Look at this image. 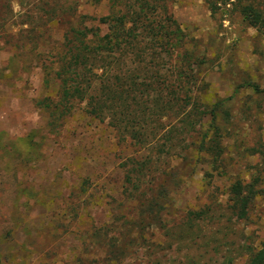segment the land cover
<instances>
[{"label": "trees", "instance_id": "trees-1", "mask_svg": "<svg viewBox=\"0 0 264 264\" xmlns=\"http://www.w3.org/2000/svg\"><path fill=\"white\" fill-rule=\"evenodd\" d=\"M203 2L213 19L219 16L222 22L236 13L264 36V0ZM172 4L107 0V11L99 17L60 9L62 39L45 43L48 53L39 60L45 87L57 84V93L35 104L47 113L51 133L83 104L88 115L105 122L118 142L132 149L120 163L121 194L130 211L116 217L121 223L110 229V237L103 228L107 261L129 264L126 257L142 249L150 264H238L242 257L244 264H264V241L254 245L235 229L250 218L253 200L262 191L261 171L248 179L230 177L226 205L213 201L170 211L173 190L198 165L208 167L206 176L228 177L224 140L233 136L235 126L233 97L209 95L206 76L214 60L208 48L201 50L189 38ZM28 34L37 46L46 30ZM240 87L264 94V87L251 81ZM179 169L185 171L179 174ZM150 226L158 240L145 235Z\"/></svg>", "mask_w": 264, "mask_h": 264}, {"label": "rangeland", "instance_id": "rangeland-1", "mask_svg": "<svg viewBox=\"0 0 264 264\" xmlns=\"http://www.w3.org/2000/svg\"><path fill=\"white\" fill-rule=\"evenodd\" d=\"M171 8L189 38L197 40L201 50L208 48L214 60L206 76L209 95L233 97L235 126L233 136L224 140L228 177L216 172L206 176L208 167L198 165L173 190L170 211L213 201L226 205L230 177L241 174L248 179L261 171L262 191L253 200L250 218L235 225L241 238L249 236L248 241L257 245L264 241V94L240 85L251 81L264 87V36L236 13L230 20L213 19L203 0H173ZM60 9L99 17L107 11V0H0V261L4 264L79 260L115 264L106 260L103 228L110 237V229L121 223L116 217L130 211L120 187L121 158L131 154L130 146L118 142L116 132L88 115L83 104L57 133H51L47 113L35 104L36 99L57 93V84L45 87L39 60L48 53L45 43L62 39L65 20L58 19ZM29 30H46L37 46ZM148 231L147 237L152 234L158 240L153 226ZM143 252L127 256L125 262L150 264ZM244 262L243 257L238 260Z\"/></svg>", "mask_w": 264, "mask_h": 264}, {"label": "built area", "instance_id": "built-area-1", "mask_svg": "<svg viewBox=\"0 0 264 264\" xmlns=\"http://www.w3.org/2000/svg\"><path fill=\"white\" fill-rule=\"evenodd\" d=\"M0 264H4L2 261H0Z\"/></svg>", "mask_w": 264, "mask_h": 264}]
</instances>
